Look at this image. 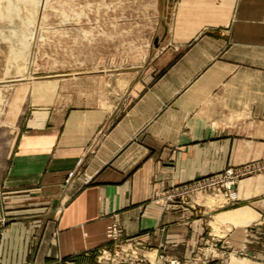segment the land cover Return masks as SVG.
<instances>
[{"label":"crops","instance_id":"crops-1","mask_svg":"<svg viewBox=\"0 0 264 264\" xmlns=\"http://www.w3.org/2000/svg\"><path fill=\"white\" fill-rule=\"evenodd\" d=\"M172 2L153 69L108 75L97 98L72 105L31 89L20 118L0 115L3 264H92L114 220L125 240L187 254L217 236L213 217L216 238L248 255L211 264H264V172L215 216L157 200L173 183L264 161V0Z\"/></svg>","mask_w":264,"mask_h":264},{"label":"rangeland","instance_id":"rangeland-1","mask_svg":"<svg viewBox=\"0 0 264 264\" xmlns=\"http://www.w3.org/2000/svg\"><path fill=\"white\" fill-rule=\"evenodd\" d=\"M172 5V0H0V115L20 118L31 89L38 102L72 105L82 98H97L100 87L108 85V75L113 78L153 69L170 33ZM245 168L253 171L238 175ZM261 172L264 161L228 166L173 183L157 200L165 207L190 206L203 214L202 207H207L215 216L219 210L234 208L243 179ZM204 180L217 188L186 192L185 186L195 187L194 183ZM173 192L175 196L170 194ZM220 222L213 217L206 226L214 228L218 236ZM113 223L120 230L116 239L108 236ZM6 225L7 217L0 218V264ZM106 236L111 245L91 253L92 264H211L248 255L244 249L232 253L224 239L212 234L210 239L201 236L190 253L160 254L142 242L125 240L116 220L107 225ZM70 261L58 258L53 264H73Z\"/></svg>","mask_w":264,"mask_h":264},{"label":"built area","instance_id":"built-area-1","mask_svg":"<svg viewBox=\"0 0 264 264\" xmlns=\"http://www.w3.org/2000/svg\"><path fill=\"white\" fill-rule=\"evenodd\" d=\"M252 170L250 169H244L243 171H240L238 173V175H243V173L247 174V173H250L252 172ZM237 174V173H236ZM220 175V174H219ZM232 177L234 175V173L231 174ZM229 176V175H228ZM219 177V176H218ZM217 177V178H218ZM227 177V176H226ZM230 177V176H229ZM228 177V178H229ZM195 184V187H193V185H189V187L185 186L186 189V192L189 193L190 191L192 193H195V192H200V191H204V190H207L208 188H217V186H211L210 184V181L209 180H204V181H197ZM228 187L230 188V184H228ZM219 190V188H218ZM171 195H174L175 196V192L173 193H170ZM120 234V230L118 228V226L113 223V224H110L109 227H108V236L111 237L112 239H116L118 237V235Z\"/></svg>","mask_w":264,"mask_h":264}]
</instances>
